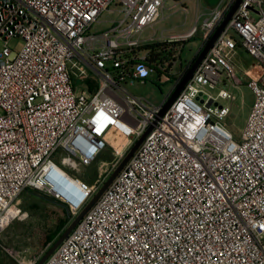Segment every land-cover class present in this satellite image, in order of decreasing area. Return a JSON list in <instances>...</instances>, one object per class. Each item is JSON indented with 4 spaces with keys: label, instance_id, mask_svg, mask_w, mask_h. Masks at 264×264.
<instances>
[{
    "label": "built area",
    "instance_id": "obj_1",
    "mask_svg": "<svg viewBox=\"0 0 264 264\" xmlns=\"http://www.w3.org/2000/svg\"><path fill=\"white\" fill-rule=\"evenodd\" d=\"M234 1L207 6L185 34L147 40L165 0H0V233L24 219L17 200L26 190L48 193L76 217L97 190L87 168L111 149L95 183L103 184L151 128L42 264H264V0L241 1L162 116L185 71L170 76L177 58L156 70L143 50L158 42L176 51L197 34L203 46ZM112 6L121 18L93 32ZM11 39L23 46L13 51ZM238 48L257 67L246 73L253 104L235 138L224 102L226 85L241 83ZM151 79L171 85L159 106L127 90Z\"/></svg>",
    "mask_w": 264,
    "mask_h": 264
},
{
    "label": "rangeland",
    "instance_id": "obj_2",
    "mask_svg": "<svg viewBox=\"0 0 264 264\" xmlns=\"http://www.w3.org/2000/svg\"><path fill=\"white\" fill-rule=\"evenodd\" d=\"M110 9L113 12L102 13L99 21L93 26V32L101 33L107 31L121 18L118 12L120 10L118 6H112ZM208 13L209 10L204 0H165L164 9L162 10L159 21L153 25L152 29H147L142 37L149 40L155 34L156 38H158L161 32L164 33L165 37L185 34L192 28L196 21L197 25L201 24ZM200 15L202 16L200 17ZM202 44V40H200V36L197 34L194 38L178 44V50H170L177 58L176 63L170 70L171 77H176L179 72L185 71L188 68L190 63L198 55ZM8 46L13 51H18L23 46V42L20 39H11L8 42ZM232 61L235 66L236 76L241 83L234 86L226 85V89L231 94V99L224 102L229 107V114L226 116L224 123L236 138L244 127L253 104L252 93L246 87L248 78L246 73L250 69L252 71L255 70L257 66L256 61L240 48L237 49L235 55L232 57ZM167 67H169L168 64ZM127 90L133 96L143 98L150 104L159 106L165 96L170 92L171 85L170 82L160 85L151 79L147 80L145 84L128 85ZM114 143L116 145L119 144V149L123 147L124 141L122 139L119 140V137L116 136ZM59 153L60 150H57L54 154L53 161L55 163L58 161ZM112 159L111 149H107L85 172V175H89L90 177V185L95 188L97 187V190L102 185L95 184L98 178L99 168L102 162ZM17 205L21 212L26 215H24L23 220L12 222L7 229L0 233V264H17L12 257L5 253L3 248L13 249L15 252H18L19 257L24 259L27 264H31L37 259L39 260L60 236H56L48 244H43L44 236L49 230L51 231L55 227L57 215H62V211H64L59 206V202L54 200L48 193L35 190L25 191L19 196ZM68 217L67 225L62 228V231L75 218L70 213Z\"/></svg>",
    "mask_w": 264,
    "mask_h": 264
},
{
    "label": "water",
    "instance_id": "obj_3",
    "mask_svg": "<svg viewBox=\"0 0 264 264\" xmlns=\"http://www.w3.org/2000/svg\"><path fill=\"white\" fill-rule=\"evenodd\" d=\"M221 0H204L206 6L208 7H214L216 6ZM242 0H235L232 4L229 11L224 16L222 22L219 24V26L215 29L209 40L201 47L198 55L193 60L191 66L185 71L184 76L178 83V85L173 89L171 92L169 98L163 105L160 116H162L168 108L171 106V104L175 101V99L178 97V95L182 92L186 84L190 81L193 72L196 70L200 62L204 59L209 49L212 47L216 39L220 36V34L223 32L224 28L228 24L231 16L234 14L236 9L238 8L239 4ZM151 128L146 130L139 138L136 140V142L133 144V146L129 149V151L125 154V156L121 159V161L118 163L116 168L111 172V174L108 176V178L105 180V182L100 186V188L96 191V193L92 196V198L89 200V202L86 204V206L77 214V216L70 221V224L67 226L66 229L60 234V236L55 240V242L51 245V247L44 253V255L38 260L36 264H42L53 252L54 250L60 245V243L63 241L64 238L68 236V234L72 231V229L77 225V223L82 219V217L85 215V213L95 204V202L99 199V197L102 195V193L105 191V189L111 184V182L116 178V176L120 173V171L125 167V165L128 163L130 158L133 156L135 151L138 149V147L141 145L143 140L145 139L146 135L150 132Z\"/></svg>",
    "mask_w": 264,
    "mask_h": 264
},
{
    "label": "trees",
    "instance_id": "obj_4",
    "mask_svg": "<svg viewBox=\"0 0 264 264\" xmlns=\"http://www.w3.org/2000/svg\"><path fill=\"white\" fill-rule=\"evenodd\" d=\"M172 47L173 44L156 43L153 46L143 47V50L148 54V63L154 65L155 69L158 70L164 63H168L171 66V63L176 59L175 54L170 51ZM59 206L62 207L64 211H62V215H57L55 227L53 230H49L44 236L43 244L52 242L56 236H59L63 232L62 228L67 225L69 211L63 204L59 203Z\"/></svg>",
    "mask_w": 264,
    "mask_h": 264
},
{
    "label": "flooded vegetation",
    "instance_id": "obj_5",
    "mask_svg": "<svg viewBox=\"0 0 264 264\" xmlns=\"http://www.w3.org/2000/svg\"><path fill=\"white\" fill-rule=\"evenodd\" d=\"M195 58H196V57H195ZM195 58H194V59H195ZM192 62H193V61H192ZM192 62L190 63V65L188 66V68L191 66ZM188 68H187V69H188ZM187 69H186V70H187ZM186 70H185V71H186Z\"/></svg>",
    "mask_w": 264,
    "mask_h": 264
},
{
    "label": "bare ground",
    "instance_id": "obj_6",
    "mask_svg": "<svg viewBox=\"0 0 264 264\" xmlns=\"http://www.w3.org/2000/svg\"><path fill=\"white\" fill-rule=\"evenodd\" d=\"M115 137H116V136H115ZM115 137H114V138H115ZM114 138H113V142H114Z\"/></svg>",
    "mask_w": 264,
    "mask_h": 264
},
{
    "label": "crops",
    "instance_id": "obj_7",
    "mask_svg": "<svg viewBox=\"0 0 264 264\" xmlns=\"http://www.w3.org/2000/svg\"><path fill=\"white\" fill-rule=\"evenodd\" d=\"M180 73V72H179Z\"/></svg>",
    "mask_w": 264,
    "mask_h": 264
}]
</instances>
